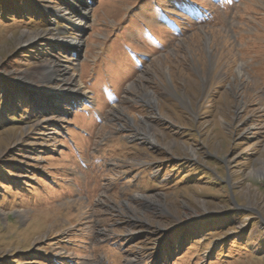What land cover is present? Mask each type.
Returning <instances> with one entry per match:
<instances>
[{
  "label": "rangeland",
  "instance_id": "rangeland-1",
  "mask_svg": "<svg viewBox=\"0 0 264 264\" xmlns=\"http://www.w3.org/2000/svg\"><path fill=\"white\" fill-rule=\"evenodd\" d=\"M0 264H264V0H0Z\"/></svg>",
  "mask_w": 264,
  "mask_h": 264
},
{
  "label": "bare ground",
  "instance_id": "bare-ground-1",
  "mask_svg": "<svg viewBox=\"0 0 264 264\" xmlns=\"http://www.w3.org/2000/svg\"><path fill=\"white\" fill-rule=\"evenodd\" d=\"M80 3H81V2H80ZM77 4H78V3H77ZM79 7H80V6H79ZM82 9H84V7H82ZM84 12H85V11H84ZM82 20H83V19H79V18L76 19V21H78V22H80V23L82 22ZM79 42H80V40L76 38V39H72L69 43L73 44L74 46H77ZM237 71H238V74H240V70L238 69ZM72 83H73L72 91H76L77 88H78V86H79V83H77L76 81H73Z\"/></svg>",
  "mask_w": 264,
  "mask_h": 264
}]
</instances>
